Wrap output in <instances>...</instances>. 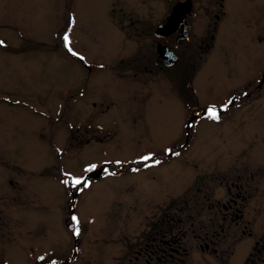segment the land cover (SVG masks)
<instances>
[{
    "label": "rangeland",
    "instance_id": "obj_1",
    "mask_svg": "<svg viewBox=\"0 0 264 264\" xmlns=\"http://www.w3.org/2000/svg\"><path fill=\"white\" fill-rule=\"evenodd\" d=\"M169 10L0 0V264H264V0Z\"/></svg>",
    "mask_w": 264,
    "mask_h": 264
},
{
    "label": "water",
    "instance_id": "obj_2",
    "mask_svg": "<svg viewBox=\"0 0 264 264\" xmlns=\"http://www.w3.org/2000/svg\"><path fill=\"white\" fill-rule=\"evenodd\" d=\"M190 4L186 2H183L180 5H176L173 7L172 11L168 15V17L165 20L164 24L158 25L154 31V36H165L170 31H172L175 27L179 28V34L176 38V41H179L181 39H185L187 36V26L184 21L185 13L190 14ZM156 53L159 60L163 63L165 66H171L173 63L177 60V57L173 54V52L169 51L167 47L158 44L156 47ZM101 174V169L97 167L90 168L85 178L92 180L93 178L99 177Z\"/></svg>",
    "mask_w": 264,
    "mask_h": 264
},
{
    "label": "flooded vegetation",
    "instance_id": "obj_3",
    "mask_svg": "<svg viewBox=\"0 0 264 264\" xmlns=\"http://www.w3.org/2000/svg\"><path fill=\"white\" fill-rule=\"evenodd\" d=\"M164 1H165L166 4H168V7H169V9H170L168 14H170V12L172 11V9H173L174 6H176V5H180V4H182L183 2H185V1H187V0H164ZM171 2H172V3H171ZM188 2H189V0H188ZM189 4H190V7L192 8V0H190ZM165 20H166V18L164 19V21L162 22V24L165 23ZM159 25H160V24H159ZM178 34H179V28L175 27V28H174L172 31H170V32L167 34V36L164 37V38H166V39L169 38V40H171V39H172V36H174V37H175V38H173V39H174V43H175V45L177 46L176 38L178 37ZM186 38H187V37H186ZM186 38H185V39H186ZM185 39H183V40H185ZM183 40H182V41H183ZM158 44H161V43H158ZM161 45L166 46L167 49H168L169 51L173 52L172 49H170L167 45H165V44H161ZM101 167H103V166H101ZM102 172H103V170H102ZM106 172H107L108 174H110V175L116 174V172L113 173V171L109 170L108 168L106 169Z\"/></svg>",
    "mask_w": 264,
    "mask_h": 264
},
{
    "label": "snow or ice",
    "instance_id": "obj_4",
    "mask_svg": "<svg viewBox=\"0 0 264 264\" xmlns=\"http://www.w3.org/2000/svg\"><path fill=\"white\" fill-rule=\"evenodd\" d=\"M64 41H65V44H66V46H67V44H68V42H69V39H68V36H67V35H65V37H64ZM0 43H2V42H0ZM209 111H210V114H211L213 117H216V118L218 119L217 114H216L213 110L210 109ZM143 159L147 160L148 157H144ZM156 163H159V161H156ZM73 183H74V184H79V183H80V180H78V179H77V180H74ZM73 219H75V217H74ZM77 234H78V230H77ZM41 259H43V258H41Z\"/></svg>",
    "mask_w": 264,
    "mask_h": 264
},
{
    "label": "trees",
    "instance_id": "obj_5",
    "mask_svg": "<svg viewBox=\"0 0 264 264\" xmlns=\"http://www.w3.org/2000/svg\"><path fill=\"white\" fill-rule=\"evenodd\" d=\"M163 243H164V247H167V248L169 247L170 248V249H168L169 251L172 250V247L166 245V242H163Z\"/></svg>",
    "mask_w": 264,
    "mask_h": 264
}]
</instances>
